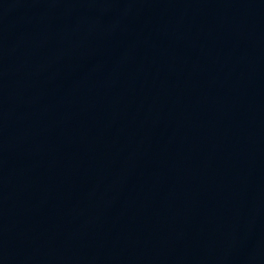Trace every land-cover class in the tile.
I'll list each match as a JSON object with an SVG mask.
<instances>
[{"label": "water", "instance_id": "1", "mask_svg": "<svg viewBox=\"0 0 264 264\" xmlns=\"http://www.w3.org/2000/svg\"><path fill=\"white\" fill-rule=\"evenodd\" d=\"M0 264H264V0H0Z\"/></svg>", "mask_w": 264, "mask_h": 264}]
</instances>
